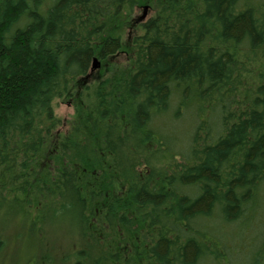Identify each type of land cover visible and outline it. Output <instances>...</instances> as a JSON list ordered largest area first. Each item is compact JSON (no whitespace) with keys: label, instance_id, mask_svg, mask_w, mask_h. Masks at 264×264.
<instances>
[{"label":"trees","instance_id":"obj_1","mask_svg":"<svg viewBox=\"0 0 264 264\" xmlns=\"http://www.w3.org/2000/svg\"><path fill=\"white\" fill-rule=\"evenodd\" d=\"M0 264H264V0H0Z\"/></svg>","mask_w":264,"mask_h":264},{"label":"rangeland","instance_id":"obj_2","mask_svg":"<svg viewBox=\"0 0 264 264\" xmlns=\"http://www.w3.org/2000/svg\"><path fill=\"white\" fill-rule=\"evenodd\" d=\"M143 15L144 18L142 19L141 17ZM151 16H152V11L149 9V6L147 4H141L139 6L137 5V7L133 9L132 14L129 16L130 18L129 20L132 24L130 26L127 25L120 35L121 42L123 45V51L121 53L119 52L117 56L107 60L106 63L103 61L101 62L99 61V68L97 70L92 71L91 73L93 79L97 81L103 79L105 76L109 74V70L111 68H115L116 65H118L117 67H121L122 64L119 60L123 59L122 62H124L127 59H129V55L131 51L130 48L131 42L135 36L141 33L139 26H136L135 24L139 25L140 24L139 22H144ZM113 34L114 33L111 32V35ZM127 49L130 50L129 53ZM72 100H73L72 96H65L62 99L55 100L53 102V112H54V116L59 121L58 129H60V131H64L65 129L64 124L67 125V123L70 121V118L74 114V107L72 105ZM163 124L164 125H160L159 128L163 130L164 129L167 130L165 134H168L169 132L170 134H175L179 136H181L183 133L185 135L190 134L193 126L192 124L189 123L188 119H184L179 122L176 121L173 122L172 120H170V118L168 119V117L163 119ZM8 253L11 256L13 254V251L10 250Z\"/></svg>","mask_w":264,"mask_h":264},{"label":"water","instance_id":"obj_3","mask_svg":"<svg viewBox=\"0 0 264 264\" xmlns=\"http://www.w3.org/2000/svg\"><path fill=\"white\" fill-rule=\"evenodd\" d=\"M144 15H145V13H144ZM144 15L141 17L142 19L144 18ZM98 68H99V61L97 60V58H94L92 61V65H91V72L94 70H97Z\"/></svg>","mask_w":264,"mask_h":264}]
</instances>
